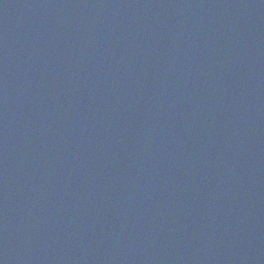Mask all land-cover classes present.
Segmentation results:
<instances>
[{"label":"water","instance_id":"1","mask_svg":"<svg viewBox=\"0 0 264 264\" xmlns=\"http://www.w3.org/2000/svg\"><path fill=\"white\" fill-rule=\"evenodd\" d=\"M0 264H264V0H0Z\"/></svg>","mask_w":264,"mask_h":264}]
</instances>
